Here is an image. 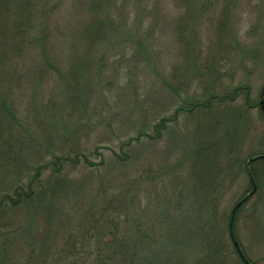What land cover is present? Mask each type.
<instances>
[{"label": "rangeland", "instance_id": "1", "mask_svg": "<svg viewBox=\"0 0 264 264\" xmlns=\"http://www.w3.org/2000/svg\"><path fill=\"white\" fill-rule=\"evenodd\" d=\"M263 87L264 0H0V264H264Z\"/></svg>", "mask_w": 264, "mask_h": 264}, {"label": "trees", "instance_id": "2", "mask_svg": "<svg viewBox=\"0 0 264 264\" xmlns=\"http://www.w3.org/2000/svg\"><path fill=\"white\" fill-rule=\"evenodd\" d=\"M264 88V87H263ZM236 95L233 93V97H230V96H223V97H211L210 98V100L209 101H207L206 102V104L205 105H203V104H197V106H194L195 108H198V107H200V109L201 110H209V109H211L212 108V106H213V104L214 103H216L217 105H219V106H221V105H224L225 103H226V101H233L234 99V97H235ZM262 96V100L264 101V93L261 95ZM260 106H261V104H260V102H258L257 103V107H259V109L261 110V112H262V114H263V116H264V111H262V109L260 108ZM190 110H192V109H190ZM8 114L7 115H9V112H7ZM242 117V115L241 114H238L237 115V118L238 119H240ZM9 119L10 120H12V119H14V117L10 114L8 117L6 116V117H1L0 116V146L2 145V144H4V143H6V140H4V141H2L3 139H2V137H3V135H4V133L3 132H6V128H8L7 126H8V124H9ZM159 127L160 128H164V126L161 124V125H159ZM6 129V130H5ZM5 130V131H4ZM158 132V134H157V136L160 134V132L159 131H157ZM9 141V140H8ZM223 141L224 142H219V136H217L216 135V137H215V142H211V143H214V144H209L208 146H206V147H204L205 148V152L207 151V150H212V152H213V154H212V156H215V157H213V159L214 158H216V153H219L220 154V156H221V153H220V151H224V149H223V147H222V145L224 146V144H228V142H230V144H232V147H230V151L228 152H225L224 153V155L223 156H226L227 157V161L226 160H224L223 158H222V160L226 163V165H227V167H228V165H230V164H233L234 166H239L240 164H237V163H235V160H236V158L238 157L237 155H238V152H239V149H240V147H239V145H238V149L237 150H234V148H235V143L232 141L231 142V140L229 139V135H224L223 136ZM215 143H221L220 145L218 144H215ZM240 144L242 145V143H241V139H240ZM233 146H234V148H233ZM224 148H226L225 146H224ZM262 149H263V147H262ZM0 150H1V148H0ZM263 151H264V149H263ZM0 153L1 154H3L1 151H0ZM260 156H263L264 157V152H260V153H257V154H251V155H249L248 156V159H247V161L245 162V167L247 166V162L250 160V159H254V158H258V157H260ZM222 157V156H221ZM236 157V158H235ZM228 158H230L231 159V161H230V163H228L229 162V159ZM1 161V160H0ZM244 163V162H243ZM242 163V164H243ZM216 165V164H215ZM225 165V164H224ZM252 166H257L258 168L256 169V170H252V176H253V178H254V180H255V182H257L258 184H261V183H263L264 182V160L262 159V158H259L258 160H256L255 162H252L251 163V167ZM229 168V167H228ZM248 169L246 168V173H247V176H248V178L249 179H251V176H249V174H248V171H247ZM34 179H36V177H33ZM31 179V181H30V183H33L34 182V179ZM264 184V183H263ZM262 184V185H263ZM33 191L31 190V186H28L26 189H24V188H22L20 185H17L16 187H15V189H14V191H13V194H14V198H12L11 200L10 199H8L7 197H4L1 201H0V231H12L13 229H9V226L8 225H6V222L7 221H1V217L2 216H4L5 217V214L8 212V211H10V210H13V211H15V210H17V208H15V206H16V204H19V203H23L24 202V199H26V201H28V200H33L32 198H33ZM255 194H256V192H255ZM252 196H254V195H251V197ZM245 197H246V195L245 196H243L238 202H237V204L238 203H240L243 199H245ZM250 197V198H251ZM250 198H248V199H246V201L244 202V204H246L248 201H249V199ZM6 200H9V202L8 201H6ZM32 202V201H31ZM236 204V205H237ZM12 205H15V206H12ZM25 206H26V204H24ZM236 205L233 207V209L231 210V213L234 215V218H233V220H231V217H229V221L231 220L232 221V227H233V223H234V220H235V214H236V212H234V209H235V207H236ZM12 207H14V208H12ZM240 210V209H239ZM238 210V211H239ZM237 211V212H238ZM230 224H231V222H229V227H230ZM9 229V230H8ZM229 238H230V240H231V242H233L232 244H233V247H234V240L235 239H233L234 237L231 235V231H229ZM234 250H235V253H237V251H236V249H235V247H234ZM116 251H117V254L119 255V256H121V258H122V260H124V257L126 256V253H125V249H122V246L120 245V243L116 246ZM243 252V251H242ZM244 254V253H243ZM237 255H238V257H239V259H240V261H241V263L242 264H247V263H249V264H252V263H250V262H248V261H245V260H243V259H241V257H240V255L237 253ZM215 261H218L219 262V260L218 259H214ZM246 260H248V259H246ZM127 261H129V263H127V264H137L138 263V260H137V254H135V256H130L129 257V260H127ZM253 264H254V262H253Z\"/></svg>", "mask_w": 264, "mask_h": 264}, {"label": "water", "instance_id": "3", "mask_svg": "<svg viewBox=\"0 0 264 264\" xmlns=\"http://www.w3.org/2000/svg\"><path fill=\"white\" fill-rule=\"evenodd\" d=\"M263 91H264V89H263ZM263 91H262V94H263ZM261 107H262V109L264 110V103H263V101H261ZM259 158H262V159L264 160V157H263V156H260V157H258V158L250 159V160L247 162V167H248L249 174H251V169H250L251 163H252V162H255V161L258 160ZM252 182H253V180H252ZM254 189H255V188H254ZM253 192H254V191H253ZM251 194H253V193H251ZM251 194L247 195V197H246L245 199H243V200H242V201H241L236 207L241 206V205L246 201V199H247L248 197L251 196ZM234 246H235V248H236L238 254L240 255L241 259L245 260L243 254H242V252H241V250H240V248H239V246H238V244H237L236 242H234ZM247 264H248V263H247Z\"/></svg>", "mask_w": 264, "mask_h": 264}]
</instances>
